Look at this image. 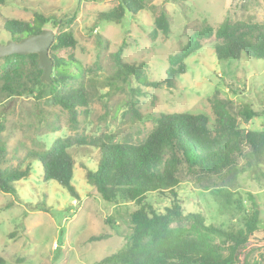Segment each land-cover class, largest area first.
Masks as SVG:
<instances>
[{
	"label": "rangeland",
	"instance_id": "1",
	"mask_svg": "<svg viewBox=\"0 0 264 264\" xmlns=\"http://www.w3.org/2000/svg\"><path fill=\"white\" fill-rule=\"evenodd\" d=\"M145 2L147 11L127 14L122 22L99 20L100 13L116 6L117 0L0 3V43L13 39L4 29L6 19L32 21L36 11L61 20L75 15L69 27L77 38V45L61 48L57 53L79 60L86 70L84 81L93 82L98 89L88 115L79 116L77 129L70 124L69 113L53 104L49 88L42 94L38 89H27L14 96L0 89V122L4 119L5 123L1 138L7 146V164L15 165L26 159L24 165L31 163L32 168L30 177L15 182L16 194L0 191V255L6 264H99L100 259L121 248L131 232L132 205L107 202L86 177L87 170L98 168V148L90 145L70 148L77 161L72 179L79 194L76 197L56 180L43 181L41 162L26 158L28 152L48 149L57 137L75 131L89 138L125 131L135 138H143L155 125L153 117L160 113L201 112L214 119L209 97L218 90L234 99L239 108L248 107L258 113L250 119L248 129H264V59L244 56L240 60H219L214 50L215 36L202 38L201 48L186 58V71L178 74L171 86L164 82L158 88L145 87L144 95H135L127 85L116 88L106 84L115 70L114 52L124 40L127 47L123 59L146 62L150 79L164 81L169 56L179 52L205 26H216L227 16L243 20L249 10L255 13L257 22L264 24V0ZM163 8L170 14L171 31L168 36L160 34L154 39L151 36L154 19ZM60 27L51 21L44 28L58 33ZM3 64L0 58V71ZM25 67H30L29 63ZM239 179L242 209L237 205L225 209L211 192L185 182L177 187L184 211L202 212L209 223L241 226L244 212L251 211L255 199L264 219V178L252 177L248 169ZM149 197L160 211L169 204V199L160 198L156 193ZM39 205L46 209H37ZM101 234L108 237L90 240ZM250 249L253 259L264 254L263 228L251 236L240 257Z\"/></svg>",
	"mask_w": 264,
	"mask_h": 264
},
{
	"label": "trees",
	"instance_id": "2",
	"mask_svg": "<svg viewBox=\"0 0 264 264\" xmlns=\"http://www.w3.org/2000/svg\"><path fill=\"white\" fill-rule=\"evenodd\" d=\"M7 1L0 0V3ZM117 1L116 6L100 13L99 20L122 22L127 14L137 15L148 10L145 0ZM74 19L75 15L61 20L38 11L34 12L32 21L6 19L4 29L15 40L41 32L51 21L61 27L50 49L54 61L52 80L41 81L37 54H11L2 58L0 89L14 96L27 89H38L42 94L49 88L53 104L69 113L70 124L77 129L79 116L88 115L98 89L93 82L84 81L86 70L79 60L57 53L61 48L76 47L77 38L69 27ZM170 31V14L163 8L154 19L151 36L154 39L160 34L168 36ZM212 36L216 37L214 50L219 60H240L244 56L264 59V24L257 22L255 13L249 10L243 20L227 16L218 25H207L194 33L179 52L169 56L164 81L150 79L146 62L123 59L127 47L124 40L114 52L115 70L106 84L116 88L127 85L135 95H144L145 87L158 88L164 82L171 86L175 77L186 71V58L201 48L202 38ZM27 63L30 67H25ZM209 102L214 119L201 112L160 113L153 117L155 125L143 138H135L128 131L89 138L75 131L57 137L48 149L28 152L26 158L41 162L43 181L56 180L76 197L79 194L72 179L77 161L70 148L90 145L99 149L98 168L86 172L89 183L107 202L132 205L131 232L123 246L100 259L99 264H264V254L253 259L251 249L240 257L251 236L264 229V219L255 199L251 211L244 212L241 226H224L207 222L202 212H185L179 197L177 187L189 182L211 192L221 207L230 209L237 205L242 209L240 175L249 169L252 177L264 178V129L247 128L250 119L258 113L248 107L239 108L234 99L223 96L219 90L209 97ZM4 128L3 119L0 122V191L16 194L15 182L30 177L32 168L31 163L24 165L26 159L15 165L7 164V146L1 138ZM153 193L169 199L164 210L153 206L149 197ZM37 209L46 208L39 205ZM106 237L108 234H101L90 240ZM0 264H6L1 255Z\"/></svg>",
	"mask_w": 264,
	"mask_h": 264
},
{
	"label": "water",
	"instance_id": "3",
	"mask_svg": "<svg viewBox=\"0 0 264 264\" xmlns=\"http://www.w3.org/2000/svg\"><path fill=\"white\" fill-rule=\"evenodd\" d=\"M57 32L52 28H43L39 33L24 36L19 40L10 39L0 43V58L11 54L38 55L37 68L42 70L41 81L50 82L54 71V61L50 55L52 44L56 40Z\"/></svg>",
	"mask_w": 264,
	"mask_h": 264
}]
</instances>
